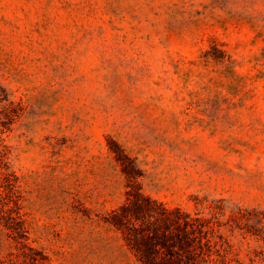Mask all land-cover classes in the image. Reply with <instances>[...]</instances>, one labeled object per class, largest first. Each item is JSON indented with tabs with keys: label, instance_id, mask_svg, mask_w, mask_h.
I'll list each match as a JSON object with an SVG mask.
<instances>
[{
	"label": "rangeland",
	"instance_id": "374dc122",
	"mask_svg": "<svg viewBox=\"0 0 264 264\" xmlns=\"http://www.w3.org/2000/svg\"><path fill=\"white\" fill-rule=\"evenodd\" d=\"M0 132L53 264L92 260L87 219L124 198L118 147L169 207L264 213V0H0Z\"/></svg>",
	"mask_w": 264,
	"mask_h": 264
},
{
	"label": "trees",
	"instance_id": "16d2710c",
	"mask_svg": "<svg viewBox=\"0 0 264 264\" xmlns=\"http://www.w3.org/2000/svg\"><path fill=\"white\" fill-rule=\"evenodd\" d=\"M118 150L115 162L124 180V198L102 216L87 219L88 264H233L238 255L224 230L240 231L243 238L264 244V213L199 195L191 196V211L169 207L143 193L136 159ZM17 173L11 148L0 138V264H53L38 244L23 177ZM83 223L76 224L79 235ZM234 262L241 264L238 258Z\"/></svg>",
	"mask_w": 264,
	"mask_h": 264
}]
</instances>
